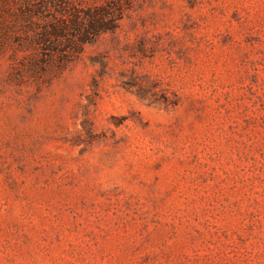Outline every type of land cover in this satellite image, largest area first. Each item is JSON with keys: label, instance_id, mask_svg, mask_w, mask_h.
Here are the masks:
<instances>
[{"label": "rangeland", "instance_id": "obj_1", "mask_svg": "<svg viewBox=\"0 0 264 264\" xmlns=\"http://www.w3.org/2000/svg\"><path fill=\"white\" fill-rule=\"evenodd\" d=\"M53 1L0 0V264H264V0Z\"/></svg>", "mask_w": 264, "mask_h": 264}, {"label": "trees", "instance_id": "obj_2", "mask_svg": "<svg viewBox=\"0 0 264 264\" xmlns=\"http://www.w3.org/2000/svg\"><path fill=\"white\" fill-rule=\"evenodd\" d=\"M65 3V2H64ZM51 5H53V6H57L58 5V7H63L62 5H63V3L62 2H60V1H58V0H55V1H53V2H51ZM45 6V5H44ZM43 10H46L45 9V7L43 8ZM50 13V14H54V12H49V11H46L45 13ZM109 25V24H108ZM107 25V27L106 26H103L102 28H100V30H98L99 28H97V27H95V26H93V27H91V35H93V36H95V35H97V34H99V33H103V32H106V31H108L109 29H111V28H109V26ZM110 27H112V26H110ZM55 30H57V28H54V31ZM79 30V29H78ZM61 32H62V30H61ZM69 31H65V33L64 34H66V33H68ZM90 34H88L87 33V35H86V37L87 36H89ZM91 35H90V37H91ZM78 36H79V34H78Z\"/></svg>", "mask_w": 264, "mask_h": 264}]
</instances>
